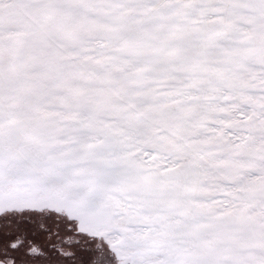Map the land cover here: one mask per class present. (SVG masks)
I'll return each instance as SVG.
<instances>
[{"label": "snow or ice", "instance_id": "snow-or-ice-1", "mask_svg": "<svg viewBox=\"0 0 264 264\" xmlns=\"http://www.w3.org/2000/svg\"><path fill=\"white\" fill-rule=\"evenodd\" d=\"M0 264H264V0H0Z\"/></svg>", "mask_w": 264, "mask_h": 264}]
</instances>
